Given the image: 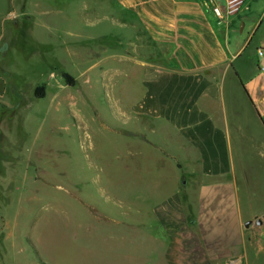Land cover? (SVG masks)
<instances>
[{"label":"rangeland","instance_id":"obj_1","mask_svg":"<svg viewBox=\"0 0 264 264\" xmlns=\"http://www.w3.org/2000/svg\"><path fill=\"white\" fill-rule=\"evenodd\" d=\"M104 7L0 0V264H165L152 209L174 171L124 116L154 51ZM248 31L243 19L227 28ZM249 50L237 64L251 66ZM251 124L235 161L247 217L227 264H264V133Z\"/></svg>","mask_w":264,"mask_h":264},{"label":"crops","instance_id":"obj_2","mask_svg":"<svg viewBox=\"0 0 264 264\" xmlns=\"http://www.w3.org/2000/svg\"><path fill=\"white\" fill-rule=\"evenodd\" d=\"M99 1L110 24L133 32L137 25L133 41L154 51L137 62L141 92L124 116L133 123L131 139L174 171L168 194L152 209L151 232L162 235L163 261L227 264L247 217L235 161L249 141V124L264 133V72L256 56L264 47V0H246V9L222 22L201 0ZM241 19L249 31L232 39L227 28ZM247 50L250 67L237 64Z\"/></svg>","mask_w":264,"mask_h":264},{"label":"built area","instance_id":"obj_3","mask_svg":"<svg viewBox=\"0 0 264 264\" xmlns=\"http://www.w3.org/2000/svg\"><path fill=\"white\" fill-rule=\"evenodd\" d=\"M200 3L218 22L247 8L246 0H201ZM256 56L257 69L264 72V47L256 50Z\"/></svg>","mask_w":264,"mask_h":264},{"label":"trees","instance_id":"obj_4","mask_svg":"<svg viewBox=\"0 0 264 264\" xmlns=\"http://www.w3.org/2000/svg\"><path fill=\"white\" fill-rule=\"evenodd\" d=\"M60 76H61V78L64 81H66L68 83L72 82L71 79L65 73H60ZM33 94H34V97L35 98H41L42 97V94H43V87L42 86H37L35 88Z\"/></svg>","mask_w":264,"mask_h":264},{"label":"water","instance_id":"obj_5","mask_svg":"<svg viewBox=\"0 0 264 264\" xmlns=\"http://www.w3.org/2000/svg\"><path fill=\"white\" fill-rule=\"evenodd\" d=\"M256 224H258V221H256ZM246 225H247V223L244 224V226H246Z\"/></svg>","mask_w":264,"mask_h":264}]
</instances>
